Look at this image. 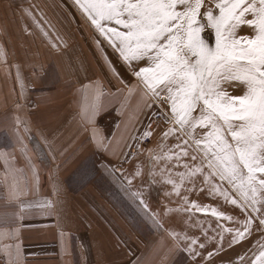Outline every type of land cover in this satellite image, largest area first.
<instances>
[{
  "label": "crops",
  "instance_id": "0c3cea01",
  "mask_svg": "<svg viewBox=\"0 0 264 264\" xmlns=\"http://www.w3.org/2000/svg\"><path fill=\"white\" fill-rule=\"evenodd\" d=\"M69 5L71 0H0V264H248L245 250L226 242L232 221L210 214L214 207L232 214L230 204L216 197L202 201L193 192L188 200L208 206V214L190 217L175 211L182 201L168 195L170 184L149 183L148 150L159 137L155 106L146 112L140 93L129 95L123 85L116 92L117 82L97 60L92 29ZM93 103V123H86L82 108ZM150 121L153 138L134 140ZM93 129L97 138H91ZM137 165L142 176L132 191L142 190L153 212L174 210L164 214L163 227L151 223L121 183ZM57 181L58 210L50 212L41 205L52 201ZM136 221L148 236L154 232L153 244ZM173 232L182 240L185 233L207 240L201 256L191 255L183 242L174 248ZM217 233L223 235L219 251L212 239Z\"/></svg>",
  "mask_w": 264,
  "mask_h": 264
},
{
  "label": "snow or ice",
  "instance_id": "6c2138e0",
  "mask_svg": "<svg viewBox=\"0 0 264 264\" xmlns=\"http://www.w3.org/2000/svg\"><path fill=\"white\" fill-rule=\"evenodd\" d=\"M69 7L92 29L97 60L109 81L117 82L116 92L122 91L121 85L129 95L138 91L146 112L157 109L151 116L160 143L148 150L149 164L158 160L164 165L160 175L167 173L164 182L173 190L168 195L182 201L175 211L190 217L208 214V206L188 200L197 191L232 205L239 216L218 207L210 213L237 225L228 229L234 232L229 246L252 234L254 220L264 228V0H71ZM241 25H248L253 35H238ZM121 68L136 82L125 80ZM241 86L242 95L228 91ZM97 87L102 94L103 81ZM96 108V103L82 108L86 123H93ZM160 121L167 127L161 128ZM152 123L133 139H152ZM91 138H97L95 129ZM141 176L137 165L122 174L121 183L140 211L163 227L164 214L174 210L151 211L143 191H132L133 180ZM61 190L57 181L52 201L41 207L58 210ZM172 235L173 247L179 249L183 242L193 256H201L207 244L187 233L183 240L179 232ZM212 239L219 243L217 251L222 250L223 235ZM257 264H264V250Z\"/></svg>",
  "mask_w": 264,
  "mask_h": 264
},
{
  "label": "rangeland",
  "instance_id": "374dc122",
  "mask_svg": "<svg viewBox=\"0 0 264 264\" xmlns=\"http://www.w3.org/2000/svg\"><path fill=\"white\" fill-rule=\"evenodd\" d=\"M238 35L240 36H244V35H247V36H251L253 35V32L251 30V28L248 26V25H241L240 28L238 29ZM243 87H237L235 89L229 87L228 88V91L230 92V94L232 95H242L243 94ZM155 108V107H154ZM154 111H157V109L155 108V110L153 109V112ZM160 123V127L161 128H166L167 125L161 121L159 122ZM159 130V129H158ZM160 143V137H158L155 141V148L157 146V144ZM169 144L173 143V141H169L168 142ZM164 167V165L160 162V161H156V163L154 165H152V170L151 172H155L157 173L155 176H150L148 178V181L150 184H167L165 183L164 181H166L168 179V175L167 173H165L163 176L160 175V172H161V169ZM175 171V170H173ZM105 184H112L111 181L105 183ZM111 195L117 200V198L120 199V196H118V193L115 192V191H111L110 192ZM200 198L202 201H207V193H202L200 192L199 194ZM231 211H232V215H235V216H239V213L234 211L233 210V206L231 205ZM240 219L242 220L243 217H240ZM145 224V222H143ZM153 224V222H151ZM211 223L212 221H210V223H207V228H209L211 230ZM258 220H254L253 221V225H252V234L250 236H247L246 239L242 240L240 243L236 244H232L233 246V249L236 248L237 246L240 248H243L245 250V253H244V256L245 258H247L248 260V264H251L253 262H255V264H257V260L259 258V254H260V251L261 250H264V248L261 247L262 244H264V228H260L258 227ZM137 228L139 229V234L143 236L144 233H146V239L147 241H151L152 244L156 237H155V234L154 232L151 234V236H148L147 233H148V229L147 227L143 226L141 222L139 221H136L135 222ZM147 224V223H146ZM237 227V225H235L233 222L231 223V226H230V229H235ZM213 228V227H212ZM217 229L219 230V228L217 227ZM228 227L226 225V232H228ZM229 235L227 236V239H226V242L227 244L229 245V240H231L232 238V235L234 234V232H229L228 233ZM150 242H148L147 244H149ZM218 248V243L215 244ZM213 245V246H215ZM237 247V248H238ZM254 264V263H253Z\"/></svg>",
  "mask_w": 264,
  "mask_h": 264
}]
</instances>
